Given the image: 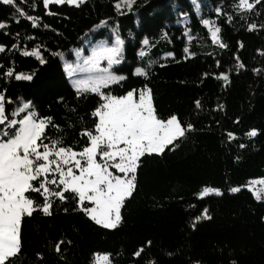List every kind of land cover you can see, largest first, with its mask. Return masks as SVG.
I'll use <instances>...</instances> for the list:
<instances>
[{
  "label": "trees",
  "instance_id": "obj_1",
  "mask_svg": "<svg viewBox=\"0 0 264 264\" xmlns=\"http://www.w3.org/2000/svg\"><path fill=\"white\" fill-rule=\"evenodd\" d=\"M118 1L45 8L43 0H16L38 18L36 27L0 3V22L7 25L0 29V92L12 101L6 113L29 103L38 119L51 117L46 143L62 140L81 150V132L94 128L92 113L102 101L96 93H77L62 56L72 59V48L88 36L110 38L116 26L124 60L114 71L126 79L103 92L119 97L147 86L159 118L176 115L192 129L162 154L141 158L116 228L97 225L65 193L63 202L53 198L51 215L37 210L22 218L20 251L9 264H95L100 253L109 255L108 264H264V195L257 200L246 187L264 178V0H248L250 10L240 0H135L122 12ZM215 28L226 47L213 43ZM33 50L40 59L22 54ZM138 68L146 75H136ZM9 69L12 77L4 75ZM252 130L256 136L248 135ZM206 188L221 195L204 196ZM205 209L211 219L203 218Z\"/></svg>",
  "mask_w": 264,
  "mask_h": 264
},
{
  "label": "snow or ice",
  "instance_id": "obj_2",
  "mask_svg": "<svg viewBox=\"0 0 264 264\" xmlns=\"http://www.w3.org/2000/svg\"><path fill=\"white\" fill-rule=\"evenodd\" d=\"M24 2L26 0H21V3ZM85 2L86 0H43L45 8L51 3H68L79 7ZM122 2L130 8L133 0ZM259 2L260 0H256V3ZM0 3L13 6L19 17L31 21L33 27L38 26V18L27 15L16 0H0ZM239 6L249 10L254 7L248 0H240ZM115 7L119 9L121 4L117 3ZM19 22L16 20V23ZM203 23L208 25L209 21L205 20ZM6 27V23L0 22V29ZM255 28L254 24L249 26V30ZM219 31V28L212 31L213 43L226 47L219 40ZM120 43L122 42L118 40L117 45ZM148 43V40L144 41L145 45ZM4 51V46H0V52ZM120 52L119 46L102 48L84 61L86 65H90L87 71H98L103 75L91 81H76L77 93H96L102 103L92 113L97 118L94 128L81 132L86 143L79 151L65 147L62 140L46 143L48 138L45 129L52 123L51 117L38 119L35 112L27 111L29 103H23L22 107L7 114L6 104L12 101L6 98L4 92H0V264H9L10 258L20 251L22 218L31 217L37 210L51 215L53 198L63 202L68 198L65 193L73 194L79 210L97 225L108 229L116 228L121 221L123 203L135 190L136 172L141 158L145 155L162 154L169 145H173L186 131L192 129L191 124L182 125L176 115H171L167 120L159 118L151 89L147 86L144 89L130 90L119 97L102 91L103 88L126 79L123 75L118 76L109 71L113 65L121 63ZM22 54L40 59L38 50L24 51ZM143 55L141 52V56ZM101 60L107 61L108 68H100ZM43 62L41 59V63ZM238 67L243 68L244 65L240 63ZM135 74L146 75L143 69H137ZM4 75L12 77L14 73L9 69ZM14 78L32 79L23 74H16ZM220 78L228 80V76L224 74ZM196 106L200 107V101H196ZM21 113L26 114L18 120L10 118L20 116ZM10 129L14 131H9ZM248 135L256 136L257 132L252 130ZM229 136L232 134L229 133ZM257 183L264 185V180L250 182L249 190L260 200V193L264 189L254 190L251 187ZM231 191L238 192L240 189L233 188ZM213 192L221 195L215 189H205L202 195L207 196ZM31 193L42 197L43 203L34 201ZM86 201L94 206L86 207ZM203 218L211 219L207 215V209L204 210ZM63 243L64 241L57 243L56 251H60ZM142 252L141 248L134 256L139 257ZM100 259L108 262L109 256L97 257V260Z\"/></svg>",
  "mask_w": 264,
  "mask_h": 264
},
{
  "label": "rangeland",
  "instance_id": "obj_3",
  "mask_svg": "<svg viewBox=\"0 0 264 264\" xmlns=\"http://www.w3.org/2000/svg\"><path fill=\"white\" fill-rule=\"evenodd\" d=\"M134 2H135V0H133V2L131 3V6L134 4ZM117 3L121 4V7L119 8L120 12H122L121 10H123L125 8H127V9L129 8L125 3L122 2V0H119ZM118 40L122 42L119 45H117V41ZM117 46H119L120 49H121L119 58H120L121 62H123V60H124V44H123L122 39L118 36L116 26H114L112 28L110 38H103V39L95 41L92 38V36H88V37H86L84 39L82 45L72 48V54H73V58L72 59H69L66 56H62L63 57L62 60H63L64 68H65V70H66V72L68 74V77H69L70 82L72 83V85L75 87L76 81H80V80L91 81V80H95L99 76L103 75V73L98 72V71H87L86 69L89 68L90 65H86L84 63V61L86 59L91 58L94 52L99 51L102 48H111V47H117ZM116 65H118V64L113 65L109 69V71L111 73L119 76L120 74H118V73H116L114 71V67ZM100 68L101 69L108 68V64H107L106 60H101L100 61ZM138 69H141V68H138ZM102 91H103V89H102ZM27 111H31V110L28 109ZM14 118L17 119V120L19 119L18 117H14ZM9 131H12V130L10 129ZM259 180H264V178L254 179V180H251L250 182L259 181ZM250 182L247 183V185H246V187L248 189H249V186H250ZM251 187L254 190L264 189V185H261V184H258V183L254 184V185H251ZM206 189H213V188H206ZM215 190H219V192H221L220 189H215ZM203 192H202V194H203ZM213 193H215V192H213ZM26 195H28V194H26ZM260 195H261V197H263L264 192H261ZM85 203H89V202L86 201ZM89 204H91V203H89ZM93 206L94 205L91 204L89 207H93ZM104 255H108V254H106V253L97 254L96 257H95V264H108L109 261L105 262L102 259L97 260V257H103Z\"/></svg>",
  "mask_w": 264,
  "mask_h": 264
}]
</instances>
